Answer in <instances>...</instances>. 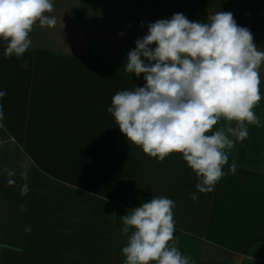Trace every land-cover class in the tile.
Here are the masks:
<instances>
[{
    "label": "crops",
    "instance_id": "1",
    "mask_svg": "<svg viewBox=\"0 0 264 264\" xmlns=\"http://www.w3.org/2000/svg\"><path fill=\"white\" fill-rule=\"evenodd\" d=\"M53 2L55 27L37 25L23 59L5 58L0 40V264H124L122 217L155 196L175 202V243L190 264H263L264 99L261 126L235 142L207 194L181 154L150 158L107 108L144 86L124 65L149 24L230 11L264 51V0Z\"/></svg>",
    "mask_w": 264,
    "mask_h": 264
},
{
    "label": "clouds",
    "instance_id": "2",
    "mask_svg": "<svg viewBox=\"0 0 264 264\" xmlns=\"http://www.w3.org/2000/svg\"><path fill=\"white\" fill-rule=\"evenodd\" d=\"M54 10L53 0H0L5 58L23 59L34 28L55 27ZM135 44L124 68L143 74L145 84L118 91L107 112L130 144L158 162L181 154L197 191L212 192L235 142L247 138L250 125L261 126L255 108L264 99V51L230 11L209 15L206 23L175 13L149 24ZM22 67L27 70L28 61ZM5 95L0 91V100ZM235 170L231 165L229 171ZM190 198L198 200L196 193ZM174 208L173 200L155 196L122 217L124 264H190L175 243Z\"/></svg>",
    "mask_w": 264,
    "mask_h": 264
},
{
    "label": "trees",
    "instance_id": "3",
    "mask_svg": "<svg viewBox=\"0 0 264 264\" xmlns=\"http://www.w3.org/2000/svg\"><path fill=\"white\" fill-rule=\"evenodd\" d=\"M93 60L99 62V59H93Z\"/></svg>",
    "mask_w": 264,
    "mask_h": 264
},
{
    "label": "built area",
    "instance_id": "4",
    "mask_svg": "<svg viewBox=\"0 0 264 264\" xmlns=\"http://www.w3.org/2000/svg\"><path fill=\"white\" fill-rule=\"evenodd\" d=\"M263 264H264V260H262Z\"/></svg>",
    "mask_w": 264,
    "mask_h": 264
}]
</instances>
